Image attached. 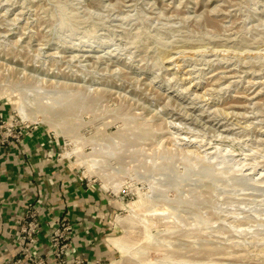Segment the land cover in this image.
<instances>
[{
    "label": "rangeland",
    "instance_id": "1",
    "mask_svg": "<svg viewBox=\"0 0 264 264\" xmlns=\"http://www.w3.org/2000/svg\"><path fill=\"white\" fill-rule=\"evenodd\" d=\"M35 135L111 201L89 264H264V0H0V157Z\"/></svg>",
    "mask_w": 264,
    "mask_h": 264
},
{
    "label": "crops",
    "instance_id": "2",
    "mask_svg": "<svg viewBox=\"0 0 264 264\" xmlns=\"http://www.w3.org/2000/svg\"><path fill=\"white\" fill-rule=\"evenodd\" d=\"M36 137L28 140L23 149H12L8 160L0 157V263L18 253V219L29 201L40 212L41 233L35 251L49 256L48 235L54 220L65 215L73 224L74 255L92 263L101 260L103 253L108 254V247L102 246L99 237L110 214L111 201L94 184L63 165L62 160H47Z\"/></svg>",
    "mask_w": 264,
    "mask_h": 264
},
{
    "label": "built area",
    "instance_id": "3",
    "mask_svg": "<svg viewBox=\"0 0 264 264\" xmlns=\"http://www.w3.org/2000/svg\"><path fill=\"white\" fill-rule=\"evenodd\" d=\"M53 225L48 235L51 249L49 256L35 251L41 233L40 212L37 205L27 202L24 213L18 219V253L0 264H89L83 257L74 255V229L67 216H58Z\"/></svg>",
    "mask_w": 264,
    "mask_h": 264
},
{
    "label": "bare ground",
    "instance_id": "4",
    "mask_svg": "<svg viewBox=\"0 0 264 264\" xmlns=\"http://www.w3.org/2000/svg\"><path fill=\"white\" fill-rule=\"evenodd\" d=\"M122 239H116L115 244L120 248L122 246Z\"/></svg>",
    "mask_w": 264,
    "mask_h": 264
}]
</instances>
